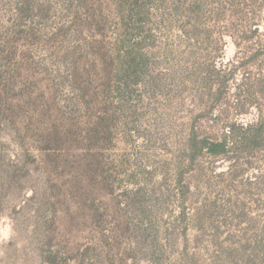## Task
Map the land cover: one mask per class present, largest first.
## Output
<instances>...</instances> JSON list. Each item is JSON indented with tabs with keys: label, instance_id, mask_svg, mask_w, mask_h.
I'll return each mask as SVG.
<instances>
[{
	"label": "rangeland",
	"instance_id": "374dc122",
	"mask_svg": "<svg viewBox=\"0 0 264 264\" xmlns=\"http://www.w3.org/2000/svg\"><path fill=\"white\" fill-rule=\"evenodd\" d=\"M178 2L0 0V264H264V148L195 146L258 120L264 57L222 93L237 19Z\"/></svg>",
	"mask_w": 264,
	"mask_h": 264
},
{
	"label": "trees",
	"instance_id": "16d2710c",
	"mask_svg": "<svg viewBox=\"0 0 264 264\" xmlns=\"http://www.w3.org/2000/svg\"><path fill=\"white\" fill-rule=\"evenodd\" d=\"M150 0H120L119 6L122 8L123 19L125 22L129 21L135 24L137 16L140 19L146 12V6ZM165 4L167 0H160ZM173 2V0H172ZM173 14L182 15L184 11L180 7V3L176 0ZM201 3V1H200ZM200 3L196 6L195 14L200 15L202 8ZM227 3V5H224ZM220 22L227 19V16L235 17L236 23L226 25L220 31V39L224 40V34H228L234 40L237 47V57L243 54L235 68L220 80V91H226L228 84L232 81L237 68H242L247 72L249 65L260 58L264 57V29L262 23L264 22V0H220ZM163 15V14H162ZM131 29V28H130ZM133 30V28L131 29ZM223 53V52H222ZM243 82L244 89L237 93L239 100L246 97L253 102L254 92L258 97H264V77H256L254 79L256 88L252 89L253 83L249 82L248 78ZM222 94L220 93V98ZM259 111L258 120L244 125L237 120L229 124L227 133L220 138V141L205 142L201 141L196 144V150H201L206 147L210 152L220 154V157L232 159L230 151L235 150L236 147L250 149L264 148V106L260 103L255 104ZM245 109H239V112H244ZM194 148V146H193Z\"/></svg>",
	"mask_w": 264,
	"mask_h": 264
}]
</instances>
